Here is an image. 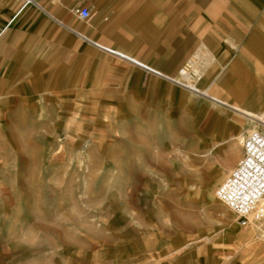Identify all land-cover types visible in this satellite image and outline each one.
<instances>
[{
	"label": "rangeland",
	"instance_id": "1",
	"mask_svg": "<svg viewBox=\"0 0 264 264\" xmlns=\"http://www.w3.org/2000/svg\"><path fill=\"white\" fill-rule=\"evenodd\" d=\"M177 85L190 106L138 108L123 132L0 112V264H264V225L241 227L215 198L264 107Z\"/></svg>",
	"mask_w": 264,
	"mask_h": 264
},
{
	"label": "crops",
	"instance_id": "2",
	"mask_svg": "<svg viewBox=\"0 0 264 264\" xmlns=\"http://www.w3.org/2000/svg\"><path fill=\"white\" fill-rule=\"evenodd\" d=\"M35 2L0 0L2 121L60 124L70 116L123 132L138 108L190 106L176 84L190 61L207 87L197 80L195 88L220 107H264V0ZM82 7L90 18L75 13ZM229 138L228 153H237L241 136Z\"/></svg>",
	"mask_w": 264,
	"mask_h": 264
},
{
	"label": "built area",
	"instance_id": "3",
	"mask_svg": "<svg viewBox=\"0 0 264 264\" xmlns=\"http://www.w3.org/2000/svg\"><path fill=\"white\" fill-rule=\"evenodd\" d=\"M24 1L36 4L35 0ZM75 13L81 19L91 16L86 7L77 8ZM114 54L133 62L120 53ZM255 120L256 128L243 143L241 159L216 190L218 200L233 211L243 228L264 223V112Z\"/></svg>",
	"mask_w": 264,
	"mask_h": 264
},
{
	"label": "bare ground",
	"instance_id": "4",
	"mask_svg": "<svg viewBox=\"0 0 264 264\" xmlns=\"http://www.w3.org/2000/svg\"><path fill=\"white\" fill-rule=\"evenodd\" d=\"M200 76V71L199 69L195 66L193 62H188L183 69L181 70V78L183 81H186L189 84H193L190 86L192 90L198 91L195 88V84L197 80L199 79L198 77ZM177 84V83H176ZM253 119H256V117H253ZM214 188V187H213ZM214 192V191H213ZM205 194L207 197H210V192L205 190ZM217 197V196H216ZM215 197V198H216ZM230 209V208H229ZM231 210V209H230ZM232 211V210H231ZM233 212V211H232Z\"/></svg>",
	"mask_w": 264,
	"mask_h": 264
}]
</instances>
